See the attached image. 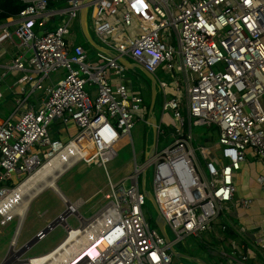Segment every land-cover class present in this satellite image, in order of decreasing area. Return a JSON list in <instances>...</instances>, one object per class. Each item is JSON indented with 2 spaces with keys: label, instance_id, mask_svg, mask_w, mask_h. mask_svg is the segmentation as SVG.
<instances>
[{
  "label": "built area",
  "instance_id": "obj_1",
  "mask_svg": "<svg viewBox=\"0 0 264 264\" xmlns=\"http://www.w3.org/2000/svg\"><path fill=\"white\" fill-rule=\"evenodd\" d=\"M23 1L28 4L16 17L0 21L4 37L20 51L5 68L19 72L15 82L27 84L29 94L41 92V97L28 102L25 96L9 117L0 118V225L16 220L1 262L19 264L30 249L22 251L26 242L17 244L27 212L21 219L17 210L25 197L18 191L21 184L41 170L58 179L77 163L104 169L116 154L117 141L131 137L144 99L123 82L127 68L120 57L153 76L161 113L172 118V142L157 149L164 133L161 117L144 163H135L127 179L113 183L107 176L106 202L89 217L78 210L88 199L71 202L60 190L50 189L63 209L46 218L33 237L36 243L56 226L65 235L47 257L26 256V264H182L173 245L213 230L223 208L233 201L236 178L249 160L260 167L255 181L264 194V0H93L88 8L92 6L96 43L111 53L95 49L99 63L67 39L68 24L79 18L83 0H64L66 7L56 10L48 7L50 0ZM61 14L67 16L64 23L39 32L47 19ZM59 68L65 76L50 80ZM159 68L173 82L174 94L157 77ZM93 85L94 90L86 89ZM52 122L65 126L66 139L58 131L50 135ZM69 122L77 128L73 136L66 128ZM204 124L216 127L217 142L199 145L198 156L191 128ZM150 165L151 192L173 235L168 242L150 226L143 210L140 175ZM238 204L249 209L252 199L239 197ZM69 216L77 219L76 226L68 223ZM226 224L237 236L223 235L229 251L217 252L220 264H250L252 251L263 255L264 219L251 229L221 222L222 234ZM44 228L46 233L41 232Z\"/></svg>",
  "mask_w": 264,
  "mask_h": 264
},
{
  "label": "rangeland",
  "instance_id": "obj_2",
  "mask_svg": "<svg viewBox=\"0 0 264 264\" xmlns=\"http://www.w3.org/2000/svg\"><path fill=\"white\" fill-rule=\"evenodd\" d=\"M66 7L64 0H57L56 3H52L51 9H62ZM91 11L92 6L88 8L87 12V24L91 37L94 41L99 42L95 37L92 29L91 23ZM67 16L65 14L56 15L54 18L47 19V25L40 29L39 32H42L45 28L51 29L52 26L57 24H62L66 21ZM69 34L67 36L68 42L74 47L76 45L81 46L87 58L93 60L94 62L99 63L98 59H95V49L92 48L88 42L85 40L81 33L79 18H73L68 24ZM1 35V34H0ZM1 39L4 45L10 46L11 43L4 42L3 36ZM261 41L264 43V36L261 37ZM13 50L12 46H10ZM16 53L20 51L16 48ZM30 54L27 55V57ZM1 72V70H0ZM66 74V71L63 68L50 73L49 79L57 82L62 79ZM125 77L123 82L131 89V92L138 94L143 97L144 104L141 109L134 117V125L131 129L130 136L121 137L114 146L115 155L110 159L106 164L105 168L96 166V165H85L83 163H77L71 169H69L65 174L58 178L55 183L59 187L60 191L71 201L74 202L78 198L88 200L79 206L78 210L84 217H89L94 214L100 207L101 204H104L106 200L103 198V194L109 191L108 187V178L114 183L122 179H127V177L133 172L134 164L141 165L145 161V149L150 150L153 143L155 142L156 137L153 135L152 128L146 125L141 119H146L148 116V107L150 102V81L149 79L138 69H126ZM156 75L159 78H162L168 82L167 93L169 95L174 94V84L169 79L168 75L161 70L160 68L156 71ZM19 76L17 71H8V74L0 82V90L3 92L4 84L11 83L15 81ZM49 81L46 80L45 83ZM17 93L13 99H5L0 106L1 114L0 118H7L9 115L16 109L20 101L27 96L28 102H35L36 98L41 97V92L29 94V87L26 84L16 85ZM24 92L22 93V89ZM88 91L94 90V85L92 87L86 86ZM180 99L184 100L183 90L179 92ZM1 101V100H0ZM152 111L156 120L158 121L161 117V106H160V97L156 95L155 101L153 104ZM19 117V115H15ZM163 134H160L157 140V149L161 150L162 148L168 146L172 142L170 137L173 132L171 128L172 118L168 112H165L163 115ZM50 135L54 136L55 131L61 133L60 138L66 139L67 135L64 131L65 126L58 125L54 122L50 125ZM69 136H73L77 132V128L69 122L66 126ZM192 135V146L199 156V151L197 148L199 145L209 146L211 143L215 145L217 142V133L214 125H198L192 126L191 128ZM209 139V141L207 140ZM210 142V143H209ZM239 184L237 186L236 193L238 196L246 195L247 193L257 191V185L255 178L258 173H260V167L256 162V165H249L243 168L240 172ZM142 175H140L141 180ZM152 179H153V167L150 165L144 174V184L145 188L149 191L152 190ZM13 183H16L15 176H12ZM127 184V180L125 181ZM249 187V188H248ZM101 190L97 195L95 193ZM95 195V196H94ZM238 199V198H237ZM60 199L51 191L46 189L40 195H38L32 203L29 204L26 216L22 223L19 236L17 239V244L22 245L28 240H30L36 231L41 229L44 225L46 218L49 216H55L59 211H62L63 207L61 206ZM144 214L149 221L150 226L153 229H157L155 224V219L157 212L148 200L145 201L143 206ZM44 211H49L45 216H40ZM232 209H228L227 205L223 208V211L220 213L219 217L216 219L213 224V230L209 232L202 233L200 236H187L183 240L175 243L173 249L175 252L182 253L187 256V258L179 257L177 262L182 264H198L191 258H200L206 264H220L222 259L218 256L212 255L211 252H218L221 250L229 251L228 246L226 245V240H223V234L220 230V223H225L228 220V216L231 213ZM68 223L71 226H76L78 221L76 218L69 216L67 219ZM229 221V220H228ZM16 226V220H10L7 225H0V263L5 257L8 247L9 240L12 237L13 231ZM238 226H242L238 224ZM166 232L169 237L172 239L173 235L169 228L166 227ZM65 235V231L61 226H56L53 230L48 232L45 237L34 243L28 251L24 254L23 258L31 255H40L48 252L52 249ZM22 258V259H23ZM174 260H177L174 258Z\"/></svg>",
  "mask_w": 264,
  "mask_h": 264
},
{
  "label": "crops",
  "instance_id": "obj_3",
  "mask_svg": "<svg viewBox=\"0 0 264 264\" xmlns=\"http://www.w3.org/2000/svg\"><path fill=\"white\" fill-rule=\"evenodd\" d=\"M50 2L56 3L57 0H50ZM52 27H54V26H52ZM0 34L3 36V38H5L4 35L2 34L1 30H0ZM1 35H0V70H1L0 73L5 72V75L3 77H0V82L8 74V71L5 67L9 66L11 64L12 57L15 54H17L15 52L16 46L13 43H11L10 41H8L6 38L3 41L11 43L10 46L15 48V50L10 48V46L4 45L2 42V39H1ZM128 62L133 63L132 61H128ZM16 85H18V84L15 81H12L11 83L4 84V89H3L4 91L2 92L0 90V100H1L0 106L3 102H5V99H7V98L13 99V98H15V96L17 94L20 95L19 93H17V89L15 87ZM21 85H23V84H21ZM23 92H24V88L22 89V93ZM148 109H149V107H148ZM152 113H153V111H152ZM0 114H1V108H0ZM148 115L150 116L149 112H148ZM162 115L163 114L161 113V117H162ZM149 116H147L146 120L150 121V123H151V118ZM161 117L158 121L156 120L157 123L160 122ZM145 124L148 125L147 123H145ZM148 126L151 127V125H148ZM216 133H217V129H216ZM207 140L209 141V139H207ZM211 145H212V143H211ZM254 164L256 165V163L249 160L247 163L243 164L242 169L249 166V165H254ZM240 176H241L240 173H238V176L236 178V190H237V186L239 184ZM256 185H257V191L252 192L253 191L252 190L250 193H247L246 195H240V196H238L237 193L235 192L233 201L230 203H227V208L230 210L232 209L231 213L228 216V220L232 224H234L236 226H238V224H240L242 226H245V227L251 229V228L262 223V220L264 219V194L262 193V190L260 189L259 185L257 183H256ZM239 197H249L252 199V205L250 206L249 209H242L241 207H239L238 199H237ZM259 248H260V251L263 253V255L261 256L259 253H257V251H252L250 254V264H258L260 261H262L264 259V257H263L264 256V246L259 247ZM211 254L219 257V255L217 254L216 251L212 252Z\"/></svg>",
  "mask_w": 264,
  "mask_h": 264
},
{
  "label": "water",
  "instance_id": "obj_4",
  "mask_svg": "<svg viewBox=\"0 0 264 264\" xmlns=\"http://www.w3.org/2000/svg\"><path fill=\"white\" fill-rule=\"evenodd\" d=\"M93 0H83V6L81 7L80 10V15H79V25H80V29H81V33L83 35V37L85 38V40L88 42V44L97 50L103 51L105 53H109L111 54L107 49L101 47L100 45H98L96 43V41H94V39L91 37L90 33H89V29H88V24H87V12H88V6L90 5V3ZM119 62L121 64H123L127 69H136L138 68L150 81V102H149V109L148 112L151 118V128L153 131V135L155 136V124H156V119L154 114H152V108H153V104L155 101V97H156V86H155V80L153 78V76L148 73L146 70H144L140 65L136 64V63H130L128 62L126 59H124L123 57L118 58ZM144 172L141 174V180H140V188L141 191L144 194V197L146 200H148L150 203H152V205L154 206L156 212H157V216L155 219V224L157 227V230L160 232V234L163 236V238L168 242L169 241V237L168 234L166 232V227H165V222L163 220V218L160 216L159 212H158V208L156 206V202L154 200L153 194L151 191L147 190L145 188V184H144ZM58 187V186H57ZM58 190L59 187H58ZM42 233H46L47 232V228H44L41 230ZM36 238L32 237L30 240H28L26 242V245H24L22 247V251L25 250V247H31L34 243H35ZM177 254L178 257H182V258H187L186 255L179 253V252H175ZM193 259L195 262H197L198 264H206V262H204L202 259L200 258H191ZM0 264H4L3 262H1ZM19 264H26V259L23 258Z\"/></svg>",
  "mask_w": 264,
  "mask_h": 264
},
{
  "label": "bare ground",
  "instance_id": "obj_5",
  "mask_svg": "<svg viewBox=\"0 0 264 264\" xmlns=\"http://www.w3.org/2000/svg\"><path fill=\"white\" fill-rule=\"evenodd\" d=\"M48 172L49 171L41 170L19 186L18 191L22 193V196L25 195L22 199V203H20V206L17 209L21 219L27 210L28 203L35 194L45 189H53L57 192L59 191L55 183L58 175L52 174L50 171V177L46 178L48 176L46 175ZM37 257L45 258L47 257V252L37 255Z\"/></svg>",
  "mask_w": 264,
  "mask_h": 264
},
{
  "label": "trees",
  "instance_id": "obj_6",
  "mask_svg": "<svg viewBox=\"0 0 264 264\" xmlns=\"http://www.w3.org/2000/svg\"><path fill=\"white\" fill-rule=\"evenodd\" d=\"M28 3L23 0H0V21L8 17H16L18 13L26 7ZM52 5L49 2L48 7ZM225 237H236L237 234L231 226L226 224L223 232ZM212 253V252H211Z\"/></svg>",
  "mask_w": 264,
  "mask_h": 264
}]
</instances>
